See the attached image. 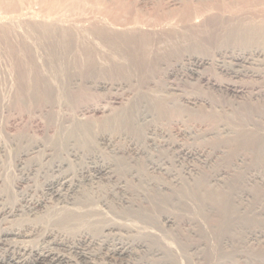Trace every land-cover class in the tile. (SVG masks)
<instances>
[{
	"label": "rangeland",
	"instance_id": "1",
	"mask_svg": "<svg viewBox=\"0 0 264 264\" xmlns=\"http://www.w3.org/2000/svg\"><path fill=\"white\" fill-rule=\"evenodd\" d=\"M92 1H96V0H92ZM92 1L90 0V2H92ZM97 1L99 2L100 0H97ZM102 1H101V3H104V4H107V3L109 4V2H110V4H109L110 6L113 4L116 5V4H118V2L120 3V1H121V3H122L121 5L123 7H120L121 5L118 4L121 12H119V9H116L115 5H113L112 7L109 8V5L107 4L106 5V6H108L107 9L110 10L113 14L110 12L109 14H105L104 16L103 15L99 16L100 14H98L96 11H93V14L95 16L93 14H90L92 17L89 15L90 17L87 16L86 18L84 17L83 20L80 19L78 21L79 16H80L79 18L83 17L80 14H73V13L68 14V12H67V14L65 13V14H58V15L50 16V15L40 13L39 10L36 11L34 8H30V7H22L21 9L16 10L17 12L16 11L5 12L2 9L3 8L2 4H0L1 5L0 6V8H1L0 13L2 12L0 14V25L2 26V27L0 26V42H1L0 43V54H1L0 55V73L2 72V74H0V84H1L0 85V98H1L0 99L1 100L0 101V112H1L0 113V233H2L4 231L3 229H7L9 227L13 228V225H15V224L16 225L14 227H19V228H20V226H21V228L22 227L25 228L28 225H30V226L35 225V226H33L35 228V231L33 233L34 235L32 234V236L29 237L30 239L27 238L28 240L25 239L26 241H28L27 244L24 243V242H26L25 240H22L20 238L17 239L15 237H9V239H8V237H5V238L3 237L4 240L1 241L2 243L0 242V264H12L11 260L20 256L21 252L23 251L22 248H24V247L32 248V249H35V247H36L37 250L38 249H40V250L42 249L43 251L49 250L50 252L52 251L53 253H55L57 255H63L65 257L67 256L68 258L70 257L71 259L70 258L69 259L71 260V263L73 261L74 264H87V263L89 264V262H90V264H94V263L97 264L98 261L101 264H103L104 261L106 262V263L104 262V264H119V263L120 264H129L130 262H131L130 264H149V263L151 264L152 261H153L152 263H158V262L162 263V261H163V263H167V262L171 261V259H170L171 257L169 255H167V253L164 254V252H166L165 250H162L163 252H161V250L159 248H155V247L152 248L153 246H151V249H152V252H151L150 246L148 247L147 246L148 244H145V242H147V241L138 240V238H136L137 237L136 236V230L134 231L133 229H130V231H125V230H127V228L125 227V229H124V227H121V229H122L121 232L123 234L121 232L118 233V231H115V232L113 231L114 232L113 234L110 233L109 236L107 235L109 238L106 237V239L104 240V242H105L104 245H102V246L98 245L99 247L97 245L96 246L94 245L91 247H90V245H88L86 247V246H84L85 243H82V244L78 243V241H77L78 235L77 234H80V232L81 233L84 232L87 234V236L89 233H91L90 235L93 236V233L91 231H89V230H86V232H85V230L84 231L83 230L72 231V230H67L68 228H66L64 230L65 227H62L60 225L55 224L53 218H51L53 221L52 220L50 221V219L48 218L50 213H51V210H55V209L62 210L61 208H63V210L67 209V208L73 209V208L79 206L78 205L79 203H77V202L79 200V196L83 194L82 193V190H83V192L87 193V194L90 192V196L91 195L93 196V199H92L93 202H95V200H96L95 203L97 204L98 208L101 211L104 210L103 212H105V213H107V211H108V213L111 211L108 209L111 208V206L109 204H112V202H113V206L115 207L116 210H120V208L124 209L125 206H124V204H122L120 202V199L125 198L124 196H126V198H128L129 200L134 202V204H136L135 206L140 205L143 208L145 207L149 210L151 209V211L159 217V220H161L160 222L164 226V228H166L168 230L169 228H168L167 224H165V222L162 221L160 216L162 217L163 214H165V213H172L174 215L173 209L170 207V205H166V203H164L163 201L161 203L158 200H156L155 198H157V197H155V198L152 197V199H151L149 196V193L151 195L152 190L154 191L156 187L152 184L149 185V183L146 185V182L145 183L140 182L137 177H134L131 174V173H134L133 170H135V167H136L135 163L138 161L142 164L141 165L142 169L146 173H148V175L150 176V179L152 181L150 179L149 180L152 183L157 182V183H161L165 186H166V183H167V186L170 183H172L174 180L173 178L176 176H177L179 181L181 179H183V180H181V182L182 181L184 182V180L187 178L186 181L191 183L195 177H198L196 175H198V173L199 174L201 173L198 171H202V172H204V174H207V173L211 174L214 171H216V172L221 171L222 172V171H228V169L233 168L232 170L230 169L228 171V172L232 173L229 176L233 175V173H234L233 176H235L236 174H239L238 172H240V171H241L240 174H245L247 177L248 176L254 177L256 174H259L258 177L261 175L260 178H262V180L258 179L257 180V181H259L258 183L257 182H251L249 180V183L250 182L251 183L248 184V188L251 192L247 191L244 194H240L241 199L238 201L241 204V207L245 208L247 206V207H249L248 209H253V207L251 208V206H253L254 203H255L254 205H258L260 202H263V203L259 204L260 207L262 206L261 207L262 209L258 208L259 206L258 207L254 206L255 212H258L260 210V212H258V213H261V212L263 213V214L261 213V215H258L257 216L258 219L255 221V224H256L258 230L260 229L259 233L257 232L258 237L254 236L253 238H251V235H249V233L247 232V231H249L248 229L251 227H249V226L243 227L241 225V223L238 222V224H240V226H241V228H240V226L238 227V225H237V228H240V229H238L239 232H241L240 238L242 237V234H244V233H245L244 234L245 236L250 237V238H248V242L246 244H244L240 240V238H237L238 242H236V239L233 237V235L230 234V232L224 233V235L222 234L223 233L222 232V233H220V236L218 235L219 237L214 235L215 229L213 231L212 228H214V226L217 223L219 225L221 223V220L223 217V215L221 213L219 214V215H221V217L216 216L220 212V211L217 212L218 211L217 209H215V210L213 209L214 210L213 212H215V213L217 212L216 215H215V213H212V210H209V213L211 215L207 213V217L205 219L206 221H204V219L203 220L199 219L198 221L200 224L196 220V217H192L189 214L188 215L187 214L179 215L181 218H177V222H178V225L180 226L179 228H180L182 236H185V238H186L187 247H190V245H192V244H200L201 245L200 251H202V249H203L202 252L208 260H210L211 258L214 259L218 256L220 257L221 252L225 251L226 249H229V247L233 248V246H232L233 244L230 245L231 244L230 242H233L234 243V249L237 248V249H235V251H236L235 257L239 258V261H241V264H251V263L252 264H263L264 259L251 258V257L248 258V255L246 254V252L250 251V250H251L250 255H252V253L258 254L259 252H257V251L254 252V248H255V250L256 249L259 250L260 253L261 252L264 253V250H263L264 249V237H263L264 236V210H263L264 209L263 208L264 207V180H263L264 174H263V171L260 169L259 170L261 172V174H260V172H258L256 167L251 166L253 164L252 162L249 163V166H251V168L247 167L248 166L247 162H246L247 165L245 166V163L243 164L241 161L239 162V159L237 157H234L235 160L233 159V157H231V158L229 157V159H230V161H233L234 163L237 161L236 164H238V167L240 170L236 167L235 168L230 167V165L228 168V165H226L225 161L222 162L223 164H220V162L222 160L221 157H223L221 153H223L226 150V147H224L225 145H223L224 141L226 139L233 138L234 134H235V136L237 135V132H236L237 130H235L236 128L240 129L241 127H246V129H252V128H255L256 125H259L261 127V130L264 129V127H263L264 126V60H263L264 56L258 54L259 52L264 53V47L257 46V45H249L248 49H246L247 46H244V48H242V50H241L240 47H243V46H239V45L234 44V43L233 44L229 43L228 45H227V43L223 44V45L221 44V42L225 38L226 34L228 35V33L232 30V28L234 26L236 27V26H240V25H244V24H254L255 25V22H257V21H258L256 23L257 26L264 25V21H263L264 20V16H263L264 10H262V9H264V6H263L264 0H260V1H258V0H252V1L251 0H228V1L227 0H221V2L219 0H204L205 2L203 0H201L200 2H199V0H177L178 3H176V5H172L171 3H169L168 0H159V1L158 0H144V1L143 0H136V3H135V0H114V1H116L115 3L113 0H107V3H106V1L105 2L104 1L102 2ZM111 1L113 2L112 4H111ZM139 1L142 3L144 2L143 3L144 5L141 4ZM224 1H226L227 3ZM261 1L263 4L259 5V3ZM231 2H232V4H231ZM238 2H239V4H238ZM241 2H242V4H241ZM244 2L246 3V5ZM156 3H158V4H156ZM124 4L125 5L127 4L125 7L126 9H124V6H125ZM198 4H200V5H198ZM228 4H231L233 7H231V5L229 6ZM127 7H129V8H127ZM122 8L124 10H122ZM156 8H158V9H156ZM159 8H161V9H159ZM172 8H173L174 12H173ZM186 8L189 9L190 11L186 10ZM260 8H261V10H260ZM112 10L113 11L116 10V11L113 12ZM175 10H176V12H175ZM124 11L125 12L127 11L126 14H128V16L125 13H123ZM164 11H166V12H164ZM116 12H117V14H116ZM133 12H134V14H133ZM157 12H159L160 14ZM184 12L187 13L186 15H188V16L195 14V17L193 18L191 16L192 19L190 17H189L190 19H188V17L186 15H184L185 14ZM190 12H191V14H190ZM245 13H247V14H245ZM165 14H166V16H164ZM71 15H73V16H71ZM115 15H117L118 18L121 17L119 19L125 18L124 20L122 19L123 21H120V22H122L121 24H120V22H118L119 25H117V22L114 23V21L117 17ZM120 15H122L123 17ZM183 15L185 18L183 17ZM209 15L212 17H210ZM55 16H57V17H55ZM107 16L109 17V19H107L108 18ZM181 16H182V20L184 21V23L181 20ZM129 17H131V18H129ZM141 17H143V19ZM167 17L170 20L172 19L171 22H169L170 20ZM178 17L180 18L181 21H179ZM240 17H241V19H240ZM24 18H25V20H24ZM65 18H67V19H65ZM72 18L75 21L72 20ZM76 18H77V20H76ZM126 18L129 21H127ZM137 18H139L140 20ZM228 18H230V19H228ZM186 19H188L189 21ZM245 19H247V20L244 21ZM259 19H260L261 24L259 22ZM36 20H39V22ZM66 20H68V21H66ZM116 20H118V19H116ZM137 20H138V22L139 21L144 22L143 25H142V22L138 23ZM176 20L179 21L180 23L178 22V24H176ZM191 20H193L194 22L197 21L196 24H198L199 27L197 25V27L194 28L195 26L192 24H195V23ZM225 20H226V22H225ZM90 21H91V23L94 22L93 23L94 25L93 24L91 25ZM112 21H113V23H112ZM187 21H188V23H187ZM199 21H201L202 23ZM123 22H124V25H122ZM181 22H182V24H181ZM33 23L34 24L37 23V24L34 25ZM39 23H41V24H39ZM43 23H45V24H43ZM51 23L53 25H51ZM84 23H86V25ZM88 23H89V25H87ZM125 23H127V24H125ZM128 23L131 25H129ZM150 23L152 25H150ZM174 23L178 26H176ZM21 24H23V25H21ZM97 24H99V26ZM113 24H115V25L113 26ZM183 24L185 26H186V24L190 25L189 27L191 28V30L188 27L185 29ZM227 24L229 26H227ZM11 25H13V26H11ZM14 25H17V26H14ZM44 25H46L47 28H45L46 26H44ZM82 25H84V27ZM100 25L103 27H101ZM107 25L111 28L109 30V32H107L108 30L106 29L108 27ZM180 25L181 26L183 25L182 27H184V29ZM89 26H90V28H89ZM139 26H140V28H139ZM179 26L181 29L179 28ZM43 27H44V30L46 32L43 30ZM57 27H58V29H56ZM163 27H165V28H163ZM170 27L171 28L173 27V28L171 29ZM59 28H60V30L65 31L66 35L70 34L69 37H71L73 39L74 43L73 42H70V43L73 45V46L71 45L73 47V49L71 47V50H72L71 51V57L73 58L72 59V62H73L72 68H73V71H75V72H73V75H71V77L73 76L71 78L72 79L71 82L73 80L74 81L77 80L76 83H73L74 81L72 82V84H74V86L77 84L76 85L77 89H76V87L71 86V89L73 88V90L74 89L75 90L74 91L71 90L69 98L64 99V100H61V99L58 100V96L53 92V89L50 91L49 89H51V87H49L48 84L45 83V81L43 82L44 79L42 80V78H41L44 76V72H45L44 68H45L47 58L49 56V53H48L49 48H50L51 44L54 42V40H53L54 36L52 38H51V36L54 34V31L56 33V30H59ZM81 28H84V29L81 30ZM88 28L90 29L89 32H91V29H92L91 34L88 32ZM176 28L179 29V31L176 30ZM226 28H228V29H226ZM101 29H103V30H101ZM135 29H137L136 30L137 32L135 31ZM139 29H142L141 31H143V33ZM173 29H174V32H173ZM225 29H226V32H225ZM2 30L4 31V33ZM95 30L97 32H95ZM145 30L149 34H147ZM149 30H151V31H149ZM154 30H156V32L158 31L157 34L159 33V36L156 35V32H154ZM73 31H74V35L72 34ZM124 31L128 32V34H131L129 36H132L135 33L134 37L136 35H141V33H142V36H144V37L146 36V34H147V37L150 35V37H148V38L146 37L147 40L150 38L149 42L152 41L150 45H147V51L148 52H144V54H143V53H140L141 51H139V53H138L139 59L138 58H137L138 60L135 59L137 61V63L143 62L144 59L147 60L146 61L147 63L145 64L146 67L145 66H137V68H135L132 64L130 66L125 67L126 68V69L124 68L125 70H122L123 68L119 67V66H122V65H120V64H122V61L125 62V60H124L125 57L122 56L123 54L120 51L125 53L124 54V56H125V55H127V53L125 51L128 48L124 47V45L122 46L121 45L122 43L120 41L121 38L117 37L118 43H117V41H116V43L118 45H117V47L115 46L116 50L112 49L113 45H111V42L113 40L110 36H108V33L120 34L121 36H123V35L127 36L128 34ZM129 31H131V33ZM165 31H166V33L167 32L170 34L172 33L173 35L172 34H171V36L166 35ZM77 32H78V35H77ZM100 32L105 33V34H100ZM139 32H141V33H139ZM51 33H52V35H51ZM144 33H145V35H143ZM151 33H153V35ZM160 33H163V34H160ZM95 34H98V35H95ZM42 35H44V36H42ZM47 35L48 36L50 35V37H47ZM84 35H85V37H83ZM151 35L153 38L151 37ZM221 35H223V36H221ZM77 36H79L80 38L82 37L81 38L82 40H80V38H78ZM43 37H45L47 39H44ZM56 37H57V35H56ZM56 37H54V39ZM71 38L67 37V39H71ZM86 38H88V40H90V41H93L92 42L93 44L90 41H89L90 42L89 43ZM188 38H189V41H188ZM48 39H49V41H48ZM51 39L53 40V42ZM72 39L69 41H72ZM83 39H85L87 42L83 41ZM76 40L77 41L80 40L78 43H80V42H83V43L78 44ZM147 40H146V42H147ZM166 40H167V42L168 41L169 42L167 43ZM171 40L174 42L173 45L175 47V50L173 49L174 47H172L173 45L170 44ZM197 41L199 44H197ZM149 42H147V44H149ZM187 42H189L190 45ZM177 43H178V45H176ZM180 43L183 44V47H182V44L180 45ZM191 43H193V44H191ZM85 44H86V46H85ZM94 44H95V46L97 45L96 49H95ZM135 44H136V47H138L139 42L136 41ZM184 44H186L187 47L189 45L190 51L188 50V48L186 46L184 47ZM78 45H80V46H78ZM231 45L232 46L234 45V46L232 47ZM82 46H83L84 50L82 49ZM140 46L141 45H139V50L142 49V47H140ZM148 46H150L151 50L149 49ZM176 46H181L180 51H179V48H177ZM221 46H223L225 48H223ZM78 47H80V48H78ZM87 47L90 49H87ZM253 47H255V48H253ZM76 48H77V50H76ZM153 48L155 51L156 50L161 51V53H163L164 55L159 56V54H161V53H159V51H156L157 52L156 53L154 50H152ZM237 48H239V49H237ZM79 49L81 51H83V53L81 51H79ZM85 49H86V52H85ZM73 50H74V53H73ZM87 50H88V52H90V54L87 52ZM169 50H170V52H169ZM186 50H187V52H186ZM197 50L199 52H197ZM183 51H184V53H183ZM84 52L87 54V57H90V56L92 57V58H88V60H89L88 63H90V64L87 63L88 60L86 59L87 57H86V55H84ZM188 52L190 53V55L192 54L195 58L192 55L190 56L188 54ZM249 52H250V54H252L251 55L252 59L249 56L250 55ZM80 53H82L84 56L83 55L80 56ZM150 53H151V56H154L155 54H157L159 59H157L156 56L151 58ZM175 53H177V54H175ZM201 54H203V55H201ZM253 54H256V56L255 55L253 56ZM141 55L142 56L145 55L146 57L145 56L141 57ZM198 55L200 57H198ZM96 56H98V58ZM127 56H129V55H127ZM183 56H184V58H183ZM95 57L97 59L98 64H96ZM168 57H169V59H168ZM201 57H203V59L205 58V61H202V63L200 65L196 64L195 60L197 58H201ZM253 57H255V58H253ZM78 58H79V60H78ZM154 58H156V59H154ZM117 59H118V61H117ZM257 59H258V61H257ZM75 60H76V62H75ZM120 61H121V63H120ZM127 61L128 60H126V62ZM136 61H134V63H136ZM157 62H158V64H157ZM82 64H83V66H82ZM95 64H96L97 68H95ZM99 64H100V66H99ZM116 64H117V66H116ZM88 65L90 66V68ZM117 67H119L118 70H117ZM195 67H197V68H195ZM120 68H121V71H120ZM91 69H93V71ZM99 69H100V71H98ZM90 70L92 73L90 72ZM88 71H89V73H88ZM94 71H95L96 75H95V73H93ZM123 72L124 73L126 72V73L124 74ZM38 73H41L42 76H39ZM82 73L83 74L86 73L85 74L86 77ZM121 73H123V74H121ZM76 74H78L79 76L77 75L78 77H76ZM92 74H94L95 76ZM22 75L24 76V78ZM82 75L84 78L82 77ZM87 75L90 79L87 78ZM100 75H102V76H100ZM1 76H4V77L1 78ZM104 76L106 78H104ZM81 78H83L84 80L82 79L83 80L82 81ZM32 80H35L34 81L35 84ZM80 80L82 82H80ZM4 81H6V82L4 83ZM94 81H96V82H94ZM83 82H85V83H83ZM80 83H81L82 88L79 87ZM99 83L100 84L102 83V84L100 85ZM83 84H85V86H82ZM18 89H19V91H18ZM78 89L79 90L81 89V90L79 91ZM48 90H49V92H48ZM45 92H46V94H45ZM72 92H74V93H72ZM75 92H77V93L75 94ZM80 92H82V93H80ZM30 93H33L32 96L35 95L32 98V100L30 98V97H32V96H30L31 95ZM36 94L38 97L36 96ZM49 94L52 96L51 99H50ZM22 95H23V97H22ZM70 96L75 101L73 99L71 100ZM76 96L77 97L80 96L79 99L78 98L75 99ZM35 97H37V98H35ZM43 97H46L47 101L45 100V98L43 99ZM33 99H35V100H33ZM43 100H45L44 102L46 104L43 102ZM65 100L66 101L68 100V102H66ZM48 101L49 102L51 101V102L49 103ZM60 101H61V103H60ZM69 102H72V103H69ZM122 108H125L128 110V115H127L126 121H125V123L127 124L126 127L121 128L111 121L104 126L102 125L106 119H109L112 116H115ZM143 115L144 116L146 115V116L143 117ZM144 118H146V119H144ZM75 119L77 121H88L91 124V126H92L91 127V136L93 138V141L95 142L96 147H98V148L100 147L99 149L104 153L103 157L106 158L105 160L108 159V161L110 163L116 162V158L113 157L114 155L111 151L112 150L111 148H113V147L117 148L118 146H119L118 148H120V149L126 148L125 149L126 151L124 150V153H123L121 158L122 159L126 158V160L128 162L130 161V167L121 173L118 168H115V165H112L113 166L112 170L115 169V171H116V173H115V171H112V174H113L112 178L109 179L103 175H100L99 173H97L95 171V168L92 167L93 165H91V163L88 159V157L92 156L91 154L93 153V149L92 150H85L81 147L78 148L79 146L72 139L69 140L68 146L71 147V145L72 146L74 145L75 147H77V148L71 147V148H74L73 150L76 153L77 157L72 156L70 154L67 156V154L69 152H63L60 154L61 157L58 156V154L55 153L56 151H54L55 149L53 148V146L49 142V139L51 137L56 138L58 136L59 131L63 128L70 127L71 124L76 122ZM257 121L260 123H257ZM101 122H102V124H101ZM214 130H216V132ZM153 133L155 135H153ZM105 137H107L106 138L107 140L105 139ZM109 138H111V139H109ZM217 139L219 141H221V143ZM99 140H100V143H99ZM111 140H112V143L109 144L107 141L110 142ZM150 140H152L154 142V144H156L157 146L154 145L152 143V141H150ZM214 141L215 142L218 141V143H217L218 145H215L216 143H214ZM113 142H114V145H113ZM210 142L211 143L213 142L214 145H213V143L211 144ZM241 143H242V145H241ZM241 143L238 142L237 148H239L240 145H241L240 149L244 146L245 143L244 142H241ZM111 144L113 147L110 146ZM168 144H170V145H168ZM31 145H33V146H31ZM131 145H134V146L137 145L136 147H139V149L142 150V153H140V155H138V156L137 155L135 156V154L132 153V150L128 149V148H131ZM147 145H148V147H147ZM182 145H183V147H182ZM26 147H30L31 149L30 148L27 149ZM145 148H146V150H145ZM25 149H26V151L28 150V152H25L24 151ZM223 149H225V150H223ZM218 150L220 152H218ZM216 151L218 154L212 156V154H216L215 153ZM24 152H25V154L26 153H28V154L25 155ZM19 153H21V154H19ZM62 154H63V156H62ZM206 155L207 156L209 155L210 157L209 156L207 157ZM218 155H220V157ZM73 157H74V159H73ZM78 157L81 159H79ZM136 157H137V159H135ZM204 157H207L208 159H210V161H207L206 164H205V162L203 163ZM55 158H56V160H55ZM110 158L112 160L114 158V160L111 161ZM85 159L86 160L88 159V160L86 161ZM230 161H228L227 164H229V163L231 164ZM78 162H79V164H78ZM87 162L90 163V165ZM218 163L221 166L218 165ZM20 165H22V166H20ZM67 165H69V166L66 167ZM61 166H62V168H61ZM196 166H197V168H196ZM220 167H221V169H220ZM63 168H64V170H63ZM244 168H245V171H244ZM196 170H197V174H196ZM235 170L238 172H236ZM246 170H247V172H246ZM6 171L8 173H6ZM255 171H256V173H254ZM128 172H131V173L129 174ZM77 174H78V176H77ZM123 174H124V176H123ZM180 174H182L183 176ZM214 174H215V172H214ZM67 175H70V176H67ZM116 175H117V177H116ZM67 178L68 179L71 178L69 182H68ZM125 178H127V179H125ZM216 178H218V177H216ZM162 179H163V181H162ZM188 179H190V180L188 181ZM212 179H214V178H212ZM212 179H211V177L209 178V184L210 185L216 184L217 182H213L214 180H212ZM121 180L123 181V183H122L123 184V187H122L123 190L118 189L119 190L118 191L115 189L116 182L121 181ZM64 182H66L65 185L67 187L65 185H63ZM227 182H229L230 184L229 183H224V184H229V186H232V188L230 187L232 190L238 189L237 190L238 193L243 192V191H240V188H242V185L239 182H237V183L235 181H233V182L227 181ZM234 183H236V184H234ZM60 184H61V187H60ZM224 184H221V185H224ZM252 186L255 188H252ZM69 187L71 190L67 189ZM74 188H75V190H74ZM58 189H59V191H58ZM141 189L142 190L144 189V190L142 191ZM86 190L88 192H86ZM113 190H114V192H115V190L117 192L114 193ZM252 190H254V191H252ZM72 191H74V192H72ZM75 191L78 194H76ZM169 192H170V194H169ZM74 194H76L77 197ZM122 194H123V196H122ZM138 194H140V195H138ZM166 194H168L170 197L172 195L174 196V194L171 193V191H166ZM151 196H153V195H151ZM175 198H176L175 196L171 197V199H173V201L177 200ZM260 198H262L263 200H261ZM73 199H75V202L73 201ZM256 199H260V200L257 201ZM254 200L257 202H254ZM36 201L41 202L40 205H38L39 207L34 205V202H36ZM44 201H45V203H44ZM105 201L108 203H106ZM104 202L106 203V205L107 204L108 205L106 206ZM42 203L45 204L44 207L42 206L43 205ZM239 203H237V204L239 205ZM121 204L123 205V207L121 206ZM48 205H49V207H48ZM17 206L20 207V209L22 208L21 209L22 212L21 211H15ZM33 206H35V207H33ZM54 207H56V208L54 209ZM59 207H61V208H59ZM118 207H119V209H118ZM255 207H257L258 210H256L257 208H255ZM248 209H246L244 211V213H246ZM44 210H46V211H44ZM242 210H244V209H242ZM47 211L48 212L50 211L49 215H48ZM17 212H20V213H17ZM248 215H250V214L248 213ZM210 216H212L213 219H210L211 218ZM231 217L233 218V215L230 216V218ZM194 218H195V220H193ZM42 219H44V221ZM191 219L194 222L196 221L195 227L193 224L194 222L191 221ZM235 221L234 222L230 221L231 222L230 224L234 225L235 223H237L238 219H235ZM20 222H21V224H20ZM50 222L52 223V225ZM28 223H30V224H28ZM36 223H38V224H36ZM118 223H120V222H118ZM53 224H55V226L58 228L53 226ZM200 225H202L201 229H200ZM207 226H210V228H209L210 230L207 229ZM60 227H62V228H60ZM204 227H205V229H204ZM49 228H51V231L56 230V231H54V233L57 232V234L61 235V238L63 237L62 238L63 240L70 241L69 243L66 244L67 246L61 245L60 243H58V241L57 242L54 241L53 240L54 237L53 236L51 237V235H49V232H50V231H48ZM54 228H56V229H54ZM193 228H195V229H193ZM206 229L209 231V233L210 232L213 233L212 234L213 237L210 238V235L204 234L205 231L207 232ZM169 230L171 231V229H169ZM190 230H194L193 233L191 232V235H190ZM195 230H197V231H195ZM199 230L202 233L199 232ZM261 230L263 231V233ZM68 231H71V232L69 233ZM184 231H186V232H184ZM116 232L118 234H116ZM126 232H130V233H126ZM71 233H73L74 237L76 236V238H74V237L72 239L68 238V236L69 237L73 236V234H71ZM124 234H126V235H124ZM225 234H226V236H225ZM90 235H89V237H90ZM127 235L129 236L128 237L129 240L128 239L124 240L125 236H127ZM188 235H190L192 237H190ZM229 235H230V237H229ZM244 235H243V238L245 237ZM49 236H50V239H49ZM114 236H116V237H114ZM117 236L120 240L117 238ZM186 236H188L189 237L188 239H191V240H188ZM65 237H67L68 239ZM93 237H97V236L94 235ZM132 237L134 238V240ZM207 237L210 239H208ZM217 237H218V239H217ZM220 237L222 240L220 239ZM232 237H233V239H232ZM110 238H112V239H110ZM131 238H132V240H131ZM113 239H114V241H113ZM121 239L124 241H129L130 243H134V242L137 243L139 241L140 242L144 241L146 248H144V249H141V248L136 249L135 248V253H136L135 255L136 256L133 255V256H131L132 258L126 257L127 259L126 258L125 259L127 261L124 259H120L121 261H119V258H117L115 256L112 258L108 257V256H110L109 255L111 252L110 249L113 248L114 245L118 246L119 243L122 242ZM214 239L216 241H214ZM249 239H251V241H249ZM192 241L197 242V243H192ZM199 241H200V243H199ZM240 241H241V243H240ZM226 242L229 245H227ZM98 243L102 244V242H98ZM237 243H239V244H237ZM19 244L21 245V247ZM59 244H60V247H59ZM111 244L112 245L114 244V245L112 246ZM213 244H214V246H213ZM220 244H221V246L223 245L225 248L223 246L222 247L224 249L221 248ZM236 244L238 247L236 246ZM225 245H227L228 248ZM243 246L244 247L246 246L245 249ZM96 248H98V249H96ZM155 249L156 250L158 249L157 251L160 250L159 255H154V254L151 255V253H153ZM206 249L210 250L208 252L209 255L206 254V252L208 251ZM20 250H21V252H20ZM106 250H107V253H105ZM204 250H205V252H204ZM86 251L89 254H92V252L95 253V251L97 253L99 252L98 255L92 256V258L96 257L95 259H91V261L93 263L91 261H89L90 259L82 256L83 253H85L86 256H88ZM149 252H151V253H149ZM217 253H219V254H217ZM162 254L165 256H163ZM216 254H217V256H216ZM243 254H245V255L243 256ZM246 255H247V257H246ZM157 256H159V257H157ZM243 258H245V259L248 258V259L245 260ZM85 260H87V261L85 262ZM122 260H124V261H122ZM148 260H149V262H148ZM156 260H157V262H155ZM247 260L249 262H247ZM107 261H108V263H107ZM201 262L203 264L204 263L207 264V261L203 262V260H201ZM41 264H54V263H49L48 261H46V262L44 261Z\"/></svg>",
	"mask_w": 264,
	"mask_h": 264
},
{
	"label": "bare ground",
	"instance_id": "2",
	"mask_svg": "<svg viewBox=\"0 0 264 264\" xmlns=\"http://www.w3.org/2000/svg\"><path fill=\"white\" fill-rule=\"evenodd\" d=\"M92 1V0H91ZM101 1L102 0H100L99 2L96 0V1H92V2H90V0H0V4H2V9L5 11V12H13V11H16V10H18V9H21L22 7H30V8H34L36 11H38L39 10V12L40 13H43V14H46V15H50V16H54V15H58V14H67V12H68V14H71V13H73V14H80L81 16H83L82 18H79L78 17V21L81 19V20H83V18L85 17H87V16H89L90 14H93V11H96L98 14H100L99 16H101V15H105V14H109L111 11L110 10H108L107 8H108V6H106L108 3H107V0H103L104 2L106 1V3L107 4H104V3H101ZM102 1V2H103ZM114 1V0H113ZM144 1V0H143ZM159 1V0H158ZM169 1V3H171L172 5H176V3H178V1L177 0H168ZM177 1V2H176ZM201 0H199V2H200ZM204 1V0H203ZM220 2H221V0H219ZM228 1V0H227ZM252 1V0H251ZM258 1H260V0H258ZM109 2V1H108ZM116 1H114V3H115ZM123 2V1H122ZM127 2V1H126ZM129 2V1H128ZM134 2V1H133ZM140 2V1H139ZM181 2V1H180ZM179 2V3H180ZM185 2V1H184ZM205 2V1H204ZM203 2V3H204ZM211 2V1H210ZM224 2H226V1H224ZM230 2V1H229ZM264 2V1H263ZM113 2L111 1V4H112ZM124 3V2H123ZM135 3H136V0H135ZM141 4H143L142 2H140ZM139 3V4H140ZM207 3V2H206ZM227 3V2H226ZM237 3V2H236ZM245 3V2H244ZM259 3V2H258ZM109 4H110V2H109ZM108 4V5H109ZM118 4L119 5H121L122 3H121V1H120V3L118 2ZM118 4H113V5H115L116 6V9H119V12H121V10H120V7H123L122 5L119 7V5ZM138 4V3H137ZM156 4H158V3H156ZM162 4V3H161ZM201 4V3H200ZM200 4H198V5H200ZM208 4V3H207ZM212 4V3H211ZM216 4V3H215ZM218 4V3H217ZM231 4H232V2H231ZM231 4H228L229 6L231 5ZM238 4H239V2H238ZM241 4H242V2H241ZM257 4V3H256ZM260 4H263L262 3V1L259 3V5ZM113 5H109V8L110 7H112ZM125 5V4H124ZM127 5V4H126ZM126 5L124 6V9H126L125 7H126ZM144 5V4H143ZM163 5V4H162ZM202 5V4H201ZM227 5V4H226ZM225 5V6H226ZM235 5V4H234ZM245 5H246V3H245ZM258 5V4H257ZM1 6V5H0ZM119 8H118V7ZM150 6V5H149ZM157 6V5H156ZM155 6V7H156ZM236 6V5H235ZM255 6V5H254ZM262 6V5H261ZM263 6H264V4H263ZM134 7V6H133ZM146 7V6H145ZM178 7V6H177ZM183 7V6H182ZM205 7V6H204ZM207 7V6H206ZM212 7V6H211ZM231 7H233L232 5H231ZM242 7V6H241ZM127 8H129V7H127ZM132 8V7H131ZM179 8V7H178ZM208 8V7H207ZM1 9V8H0ZM25 9V8H24ZM114 9V8H113ZM123 8H122V10H124ZM145 9V8H144ZM152 9V8H151ZM156 9H158V8H156ZM159 9H161V8H159ZM175 9V8H174ZM227 9V8H226ZM229 9V8H228ZM130 10V9H129ZM147 10V9H146ZM172 10H173V8H172ZM183 10V9H182ZM186 10H189V9H187L186 8ZM209 10V9H208ZM240 10V9H239ZM260 10H261V8H260ZM262 10H264V9H262ZM1 11V10H0ZM113 11V10H112ZM116 10H114L113 12H115ZM136 11V10H135ZM154 11V10H153ZM163 11V10H162ZM168 11V10H167ZM181 11V10H180ZM179 11V12H180ZM190 11V10H189ZM188 11V12H189ZM17 12V11H16ZM70 12V13H69ZM127 12V11H126ZM126 12L124 11L123 13H125L126 14ZM147 12V11H146ZM161 12V11H160ZM164 12H166V11H164ZM173 12H174V10H173ZM175 12H176V10H175ZM182 12V11H181ZM193 12V11H192ZM250 12V11H249ZM255 12V11H254ZM2 13V12H1ZM0 13V14H1ZM29 13V12H28ZM112 13V12H111ZM138 13V12H137ZM151 13V12H150ZM157 13H159V12H157ZM168 13V12H167ZM185 13V12H184ZM207 13V12H206ZM209 13V12H208ZM221 13V12H220ZM231 13V12H230ZM239 13V12H238ZM7 14V13H6ZM9 14V13H8ZM113 14V13H112ZM115 14V13H114ZM116 14H117V12H116ZM133 14H134V12H133ZM139 14V13H138ZM153 14V13H152ZM160 14V13H159ZM158 14V15H159ZM171 14V13H170ZM180 14V13H179ZM182 14V13H181ZM187 13H185L184 15H186ZM189 14V13H188ZM190 14H191V12H190ZM234 14V13H233ZM245 14H247V13H245ZM86 15V16H85ZM94 15V14H93ZM127 16H128V14H126ZM125 15V16H126ZM140 15V14H139ZM162 15V14H161ZM184 15H183V17H184ZM258 15V14H257ZM256 15V16H257ZM60 16V15H59ZM71 16H73V15H71ZM91 16V15H90ZM89 16V17H90ZM95 16V15H94ZM115 16H117V15H115ZM120 16H122V15H120ZM136 16V15H135ZM160 16V15H159ZM163 16V15H162ZM164 16H166V14L164 15ZM176 16V15H175ZM179 16V15H178ZM187 17H188V19H190L191 18V16L194 18L195 17V14L194 15H190V16H188V15H186ZM210 16V15H209ZM251 16V15H250ZM264 16V15H263ZM55 17H57V16H55ZM61 17V16H60ZM75 17V16H74ZM92 17V16H91ZM108 17V16H107ZM106 17V18H107ZM114 17V16H113ZM123 17V16H122ZM138 17V16H137ZM190 17V18H189ZM210 17H212V16H210ZM218 17V16H217ZM237 17V16H236ZM63 18V17H62ZM95 18V17H94ZM100 18V17H99ZM105 18V17H104ZM119 18H121V17H119ZM118 18V16L116 17V19H118V20H116L115 18V21H114V23L115 22H117V25H119L118 24V22H120V21H123L122 19H119ZM129 18H131V17H129ZM142 19H143V17H141ZM165 18V17H164ZM168 18V17H167ZM173 18V17H172ZM179 18V17H178ZM185 18V17H184ZM233 18V17H232ZM235 18V17H234ZM65 19H67V18H65ZM88 19V18H87ZM107 19H109V17L107 18ZM111 19V18H110ZM137 19H139V18H137ZM146 19V18H145ZM169 19V18H168ZM174 19V18H173ZM188 19H186V20H188ZM192 19V18H191ZM228 19H230V18H228ZM240 19H241V17H240ZM250 19V18H249ZM24 20H25V18H24ZM23 20V21H24ZM49 20V19H48ZM72 20H74L73 18H72ZM76 20H77V18H76ZM86 20V19H85ZM95 20V19H94ZM97 20V19H96ZM126 20L127 21H129L127 18H126ZM132 20V19H131ZM130 20V21H131ZM140 20V19H139ZM147 20V19H146ZM170 20V19H169ZM172 20V19H171ZM171 20L169 21V22H171ZM181 20H182V16H181ZM180 20V18H179V21H181ZM194 20V19H193ZM193 20H191V21H193ZM247 19H245L244 21H246ZM262 20V19H261ZM27 21V20H26ZM36 21H38L39 22V20H36ZM66 21H68V20H66ZM75 21V20H74ZM126 21V22H127ZM174 21V20H173ZM179 21H177L176 20V24H178V22ZM183 21V20H182ZM189 21V20H188ZM188 21H187V23H188ZM190 21V22H191ZM243 21V22H244ZM264 21V20H263ZM5 22V21H4ZM7 22V21H6ZM28 22V21H27ZM85 22V21H84ZM87 22V21H86ZM99 22V21H98ZM111 22V21H110ZM132 22V21H131ZM137 22H138V20H137ZM139 22H142V21H139ZM138 22V23H139ZM168 22V21H167ZM175 22V21H174ZM194 22V21H193ZM192 22V23H193ZM197 22V21H196ZM196 22H194L195 24H196ZM199 22H201V21H199ZM213 22V21H212ZM225 22H226V20H225ZM241 22V21H240ZM249 22V21H248ZM252 22V21H251ZM258 22V21H257ZM257 22H255V25L254 24H244V25H240V26H234L233 28H232V30L228 33V35L226 34V36H225V38L223 39V41L221 42V44L223 45V44H226L227 43V45L229 44V43H234V44H237V45H239V46H243V47H240L241 48V50H242V48H244V46H247V48L246 49H248V46L249 45H257V46H262V47H264V25H262V26H257L256 25V23ZM259 22H260V19H259ZM26 23V22H25ZM90 23H91V21H90ZM94 22H92L91 23V25L93 24ZM102 23V22H101ZM112 23H113V21H112ZM122 22H120V24H121ZM143 23L144 22H142V25H143ZM146 23V22H145ZM180 23V22H179ZM183 23H184V21H183ZM202 23V22H201ZM246 23V22H245ZM17 24V23H16ZM34 24V23H33ZM35 24H37V23H35ZM34 24V25H35ZM39 24H41V23H39ZM43 24H45V23H43ZM77 24V23H76ZM85 25H86V23H84ZM125 24H127V23H125ZM129 24V23H128ZM136 24V23H135ZM134 24V25H135ZM175 24V23H174ZM175 24V25H176ZM181 24H182V22H181ZM190 24V23H189ZM192 24V25H194L195 27L194 28H196L197 27V25L198 24ZM200 24V23H199ZM231 24V23H230ZM237 24V23H236ZM243 24V23H242ZM260 24H261V22H260ZM263 24V23H262ZM20 25V24H19ZM21 25H23V24H21ZM31 25V24H30ZM51 25H53L52 23H51ZM55 25V24H54ZM61 25V24H60ZM74 25V24H73ZM87 25H89V23L87 24ZM94 25V24H93ZM96 25V24H95ZM98 26H99V24H97ZM115 24H113V26H114ZM122 25H124V22H123V24ZM129 25H131V24H129ZM150 25H152L151 23H150ZM184 25V24H183ZM182 25V26H183ZM191 25V26H192ZM222 25V24H221ZM1 26V25H0ZM11 26H13V25H11ZM14 26H17V25H14ZM39 26V25H38ZM44 26H46V25H44ZM83 27H84V25H82ZM101 26V25H100ZM105 26V25H104ZM108 26V25H107ZM106 26V27H107ZM145 26V25H144ZM164 26V25H163ZM176 26H178V25H176ZM181 26V25H180ZM180 26H179V28H180ZM181 26V27H182ZM190 25H188V24H186V26L184 25V27H185V29L188 27V28H190L189 27ZM216 26V25H215ZM227 26H229L228 24H227ZM2 27V26H1ZM19 27V26H18ZM23 27V26H22ZM50 27V26H49ZM48 27V28H49ZM54 27V26H53ZM67 27V26H66ZM75 27V26H74ZM73 27V28H74ZM101 27H103V26H101ZM105 27V28H106ZM109 27V26H108ZM106 28L108 31L107 32H109V30L111 29L110 27L109 28ZM120 27V26H119ZM118 27V28H119ZM135 27V26H134ZM184 27H182L183 29H184ZM198 27H199V25H198ZM222 27V26H221ZM33 28V27H32ZM35 28V27H34ZM45 28H47V26L45 27ZM52 28V27H51ZM89 28H90V26H89ZM88 28V32L90 31V29ZM98 28V27H97ZM136 28V27H135ZM139 28H140V26H139ZM163 28H165V27H163ZM171 28V27H170ZM173 28V27H172ZM171 28V29H172ZM178 28V27H177ZM176 28V30H178L179 31V29H177ZM214 28V27H213ZM224 28V27H223ZM7 29V28H6ZM56 29H58V27L56 28ZM82 29H84V28H81V30ZM115 29V28H114ZM128 29V28H127ZM138 29V28H137ZM137 29H135V31L137 30ZM181 29V28H180ZM226 29H228V28H226ZM226 29H225V32H226ZM12 30V29H11ZM43 30H44V27H43ZM48 30V29H47ZM70 30V29H69ZM100 30V29H99ZM98 30V31H99ZM101 30H103V29H101ZM131 30V29H130ZM140 31L142 30V29H139ZM144 30V29H143ZM147 30V29H146ZM145 30V31H146ZM163 30V29H162ZM161 30V31H162ZM190 30H191V28H190ZM3 31V30H2ZM45 31V30H44ZM54 31V30H53ZM67 31V30H66ZM87 31V30H86ZM132 31V30H131ZM131 31H129L130 33H131ZM144 31V32H145ZM149 31H151V30H149ZM148 31V32H149ZM181 31V30H180ZM189 31V30H188ZM211 31V30H210ZM37 32V31H36ZM35 32V33H36ZM40 32V31H39ZM46 32V31H45ZM82 32V31H81ZM91 32H92V29H91ZM91 32H89L90 34H91ZM95 32H97L96 30H95ZM104 32V31H103ZM124 32H126V31H124ZM137 32V31H136ZM142 33H143V31H141ZM141 32H139V33H141ZM154 32H156V30H154ZM158 32V31H157ZM157 32H156V35H158L159 36V33L157 34ZM173 32H174V29H173ZM190 32V31H189ZM3 33H4V31H3ZM86 33V32H85ZM99 33V32H98ZM127 34H128V32H126ZM134 33V32H133ZM142 33H141V35H136L135 37H134V35H135V33H134V35H132V36H129V35H131V34H128L127 36L126 35H123V36H121L120 34H113V33H108V36H110L111 38H112V42H111V45H113L112 46V49H115L116 50V47H117V43H118V39H117V37H120L121 39H120V41H121V45L123 46L124 45V47H126V48H128V49H126V53H127V55H129V56H127V55H125L124 56V54L125 53H123L122 51H120L122 54V56L123 57H125L124 58V60H125V62H123L122 61V64H120V65H122V66H119V67H121V68H123L122 70H125L126 68L125 67H127V66H130L131 64L135 67V68H137V66H145L146 67V61L147 60H143V62H138L137 63V61L135 60V59H137L138 58V53H139V51H141L140 53H143L144 54V52H148L147 51V45H150L151 44V42H149V39L147 40V38L148 37H150V35L147 37V34H149V33H147V31H146V36L144 37V36H142ZM165 33H166V31H165ZM176 33V32H175ZM183 33V32H182ZM212 33V32H211ZM43 34V33H42ZM45 34V33H44ZM69 34V33H68ZM73 35H74V31H73V33H72ZM84 34V33H83ZM93 34V33H92ZM100 34H105V33H101L100 32ZM152 35H153V33H151ZM160 34H163V33H160ZM172 34V33H171ZM171 34L170 33H166V35H170L171 36ZM51 35H52V33H51ZM56 35H57V37H56ZM77 35H78V32H77ZM95 35H98V34H95ZM143 35H145V33L143 34ZM152 35H151V37H152ZM155 35V34H154ZM173 35V34H172ZM32 36V35H31ZM30 36V37H31ZM42 36H44V35H42ZM46 36V35H45ZM56 37L55 39H54V37ZM68 38H71V37H69L70 36V34L69 35H66V33H65V31H63V30H60V28H59V30H56V33H55V31H54V34L51 36V38L53 37V40H54V42H53V40H52V44H51V46H50V48H49V56H48V58H47V61H46V64H45V68H44V76L43 77H41L42 78V80H43V82L45 81V83L46 84H48V86L49 87H51V89H49L50 91L53 89V92L58 96V100L59 99H61V100H64V99H67V98H69V95H70V92H71V90H73V88L71 89V86H73V87H76V85L74 86V84H72V82L74 81H72L71 82V78L73 77H71V75H73V72H75V71H73V62H72V57H71V47L73 46L70 42H73V39H72V41H69V40H71V39H67V37ZM80 36V35H79ZM79 36H77L78 38H80ZM88 36V35H87ZM86 36V37H87ZM107 36V37H108ZM221 36H223V35H221ZM33 37V36H32ZM47 37H50V35L48 36L47 35ZM74 37V36H73ZM83 37H85V35L83 36ZM99 37V36H98ZM104 37V36H103ZM147 37V38H146ZM163 37V36H162ZM177 37V36H176ZM186 37V36H185ZM36 38V37H35ZM44 39H47V38H45V37H43ZM77 38V39H78ZM82 38V37H81ZM80 38V40H82ZM146 38V39H145ZM153 38V37H152ZM155 38V37H154ZM159 38V37H158ZM171 38V37H170ZM169 38V39H170ZM201 38V37H200ZM199 38V39H200ZM207 38V37H206ZM9 39V38H8ZM87 39V41L89 42L90 40H88V38H86ZM92 39V38H91ZM168 39V38H167ZM172 39V38H171ZM180 39V38H179ZM32 40V39H31ZM79 40V41H80ZM94 40V39H93ZM111 40V39H110ZM109 40V41H110ZM146 40H147V42H149V44H147V42H146ZM204 40V39H203ZM47 41V40H46ZM48 41H49V39H48ZM77 41V40H76ZM79 41H77V43L79 42ZM83 41H85V42H87L85 39H83ZM116 41H117V43H116ZM136 41H138L139 42V45H141L140 47H142V49H140L139 50V45H138V47H136V44H135V42ZM182 41V40H181ZM187 41V40H186ZM188 41H189V38H188ZM192 41V40H191ZM44 42V41H43ZM91 43L93 42V41H90ZM89 42V43H90ZM166 42H167V40H166ZM169 42V41H168ZM167 42V43H168ZM173 41L171 40V43L170 44H174V42L172 43ZM184 42V41H183ZM1 43V42H0ZM41 43V42H40ZM47 43V42H46ZM51 43V42H50ZM74 43V42H73ZM80 43H83V42H80ZM80 43H78V44H80ZM95 43V42H94ZM97 43V42H96ZM186 43V42H185ZM188 44H189V42H187ZM30 44V43H29ZM93 44V43H92ZM99 44V43H98ZM182 43H180V45H181ZM191 44H193V43H191ZM196 44V43H195ZM197 44H199L198 43V41H197ZM212 44V43H211ZM31 45V44H30ZM50 45V44H49ZM72 45V46H71ZM77 45V44H76ZM106 45V44H105ZM135 45V46H134ZM165 45V44H164ZM163 45V46H164ZM168 45V44H167ZM176 45H178V43L176 44ZM190 45V44H189ZM189 45H188V47L186 46V44H184V47L186 46L187 48H188V50L190 49L189 48ZM226 45V46H227ZM78 46H80V45H78ZM85 46H86V44H85ZM94 46H95V44H94ZM93 46V47H94ZM97 46V45H96ZM96 46H95V49H96ZM108 46V45H107ZM116 46V47H115ZM156 46V45H155ZM171 46V45H170ZM198 46V45H197ZM200 46V45H199ZM232 46V45H231ZM230 46V47H231ZM234 46V45H233ZM232 46V47H233ZM238 46V47H239ZM136 47V48H135ZM149 47V49H150V46H148ZM172 47H174V45L172 46ZM177 48H179V51H180V47L181 46H176ZM182 47H183V44H182ZM191 47V46H190ZM195 47V46H194ZM201 47V46H200ZM204 47V46H203ZM220 47V46H219ZM218 47V48H219ZM221 47H223V46H221ZM229 47V46H228ZM227 47V48H228ZM231 47V48H232ZM252 47V46H251ZM48 48V47H47ZM78 48H80V47H78ZM86 48V47H85ZM100 48V47H99ZM158 48V47H157ZM165 48V47H164ZM223 48H225V47H223ZM253 48H255V47H253ZM14 49V48H13ZM72 49H73V47H72ZM82 49H83V46H82ZM87 49H90V48H88L87 47ZM159 49V48H158ZM161 49V48H160ZM168 49V48H167ZM170 49V48H169ZM172 49V48H171ZM174 50H175V47L173 48ZM201 49V48H200ZM237 49H239V48H237ZM76 50H77V48H76ZM84 50V49H83ZM146 50V51H145ZM151 50V49H150ZM152 50H154V48L152 49ZM166 50V49H165ZM185 50V49H184ZM255 50V49H254ZM253 50V51H254ZM259 50V49H258ZM79 51H81L80 49H79ZM90 51V50H89ZM92 51V50H91ZM111 51V50H110ZM155 51V50H154ZM153 51V52H154ZM156 51H159V50H156ZM155 51V52H156ZM172 51V50H171ZM177 51V50H176ZM190 51V50H189ZM260 51V50H259ZM82 53H83V51H81ZM85 52H86V49H85ZM84 52V55H86V57H87V54ZM87 52H88V50H87ZM150 52V51H149ZM154 52V53H155ZM164 52V51H163ZM169 52H170V50H169ZM175 52V51H174ZM186 52H187V50H186ZM185 52V53H186ZM197 52H199L198 50H197ZM196 52V53H197ZM206 52V51H205ZM244 52V51H243ZM248 52V51H247ZM251 52V51H250ZM250 52H249V54H250ZM35 53V52H34ZM73 53H74V50H73ZM72 53V54H73ZM82 53H80V56L81 55H83ZM89 54H90V52H88ZM99 53V52H98ZM97 53V54H98ZM152 53V52H151ZM151 53H150V56H151ZM157 53V52H156ZM159 53H161V51H159ZM158 53V54H159ZM168 53V52H167ZM183 53H184V51H183ZM192 53V52H191ZM96 54V55H97ZM173 54V53H172ZM175 54H177V53H175ZM188 54L190 55V53L188 52ZM248 54V53H247ZM248 54V55H249ZM257 54V53H256ZM256 54H253V56L255 55L256 56ZM258 54H260V55H262V56H264V53L263 52H259ZM1 55V54H0ZM83 55V56H84ZM92 55V54H91ZM109 55V54H108ZM111 55V54H110ZM117 55V54H116ZM160 55H164L163 53H161V54H159V56ZM185 55V54H184ZM192 55V54H191ZM190 55V56H191ZM197 55V54H196ZM201 55H203V54H201ZM221 55V54H220ZM247 55V56H248ZM251 55L252 54H250L249 56L251 57ZM259 55V56H260ZM33 56V55H32ZM89 56V55H88ZM99 56V55H98ZM98 56H96L97 58H98ZM145 55H141V57H144ZM154 56H156L157 57V59H159L158 58V55L157 54H155ZM154 56H151V58L152 57H154ZM188 56V55H187ZM189 56V57H190ZM193 56V55H192ZM76 57V56H75ZM85 57V58H86ZM96 57H95V59H96ZM100 57V56H99ZM146 57V56H145ZM164 57V56H163ZM188 57V58H189ZM194 57V56H193ZM198 57H200L199 55H198ZM209 57V56H208ZM246 57V56H245ZM249 57V58H250ZM36 58V57H35ZM34 58V59H35ZM84 58V57H83ZM82 58V59H83ZM88 58H92L91 56L90 57H87L86 59L88 60ZM101 58V57H100ZM148 58V57H147ZM177 58V57H176ZM182 58V57H181ZM183 58H184V56H183ZM195 58V57H194ZM207 58V57H206ZM248 58V57H247ZM253 58H255V57H253ZM257 58V57H256ZM259 58V57H258ZM139 59V58H138ZM137 59V60H138ZM143 59V58H142ZM154 59H156V58H154ZM153 59V60H154ZM168 59H169V57H168ZM186 59V58H185ZM190 59V58H189ZM238 59V58H237ZM251 59H252V57H251ZM78 60H79V58H78ZM85 60V59H84ZM83 60V61H84ZM116 60V59H115ZM126 60H128L127 62H126ZM150 60V59H149ZM167 60V59H166ZM192 60V59H191ZM264 60V59H263ZM82 61V62H83ZM92 61V60H91ZM96 61V64H98L97 63V59L95 60ZM101 61V60H100ZM103 61V60H102ZM107 61V60H106ZM117 61H118V59H117ZM134 61H136V63H134ZM141 61V60H140ZM152 61V60H151ZM170 61V60H169ZM177 61V60H176ZM182 61V60H181ZM196 64H201L202 63V61H205V58L203 59V57H201V58H197L196 60ZM207 61V60H206ZM209 61V60H208ZM247 61V60H246ZM257 61H258V59H257ZM75 62H76V60H75ZM85 62V61H84ZM89 62V60L87 61V63ZM104 62V61H103ZM108 62V61H107ZM153 62V61H152ZM156 62V61H155ZM160 62V61H159ZM167 62V61H166ZM165 62V63H166ZM180 62V61H179ZM33 63V62H32ZM39 63V62H38ZM78 63V62H77ZM110 63V62H109ZM115 63V62H114ZM118 63V62H117ZM120 63H121V61H120ZM164 63V64H165ZM174 63V62H173ZM204 63V62H203ZM206 63V62H205ZM253 63V62H252ZM257 63V62H256ZM35 64V63H34ZM88 64H90V63H88ZM96 64H95V68H97L96 67ZM139 64V65H138ZM157 64H158V62H157ZM161 64V63H160ZM87 65V64H86ZM166 65V64H165ZM250 65V64H249ZM2 66V65H1ZM23 66V65H22ZM39 66V65H38ZM82 66H83V64H82ZM89 66V65H88ZM87 66V67H88ZM92 66V65H91ZM99 66H100V64H99ZM98 66V67H99ZM116 66H117V64H116ZM151 66V65H150ZM188 66V65H187ZM194 66V65H193ZM102 67V66H101ZM119 67H117V70H118V68ZM201 67V66H200ZM254 67V66H253ZM35 68V67H34ZM37 68V67H36ZM79 68V67H78ZM81 68V67H80ZM84 68V67H83ZM89 68H90V66H89ZM121 68H120V71H121ZM125 68V69H124ZM144 68V67H143ZM194 68V67H193ZM195 68H197V67H195ZM88 69V68H87ZM142 69V68H141ZM22 70V69H21ZM79 70V69H78ZM92 71H93V69H91ZM91 70H90V72H91ZM192 70V69H191ZM260 70V69H259ZM2 71V70H1ZM96 71V70H95ZM95 71L93 72V73H95ZM98 71H100V69L98 70ZM193 71V70H192ZM39 72V71H38ZM41 72V71H40ZM199 72V71H198ZM262 72V71H261ZM88 73H89V71H88ZM92 73V72H91ZM99 73V72H98ZM97 73V74H98ZM124 73V72H123ZM123 73H121V74H123ZM126 73V72H125ZM124 73V74H125ZM0 74H2V72L0 73ZM4 74V73H3ZM39 74V76H42L41 75V73H38ZM83 74V73H82ZM86 74V73H85ZM85 74H83V75H85ZM101 74V73H100ZM113 74V73H112ZM15 75V74H14ZM75 75V74H74ZM78 74H76V77H78L77 76ZM83 75H82V77H83ZM92 75H94V74H92ZM95 75H96V73H95ZM94 75V76H95ZM23 76V75H22ZM38 76V75H37ZM100 76H102V75H100ZM2 77H4V76H1V78ZM75 77V78H76ZM85 77H86V75H85ZM91 77V76H90ZM99 77V76H98ZM23 78H24V76H23ZM84 78V77H83ZM83 78H81V80L83 79ZM87 78H89L88 77V75H87ZM95 78V77H94ZM102 78V77H101ZM104 78H106L105 76H104ZM6 79V78H5ZM4 79V80H5ZM18 79V78H17ZM90 79V78H89ZM7 80V79H6ZM79 80V79H78ZM80 80V82H82ZM88 80V79H87ZM86 80V81H87ZM93 80V79H92ZM102 80V79H101ZM31 81V80H30ZM33 82L35 81V80H32ZM76 81L77 80H75L73 83H76ZM89 81V80H88ZM104 81V80H103ZM6 81H4V83H5ZM94 82H96V81H94ZM101 82V81H100ZM16 83V82H15ZM78 83V82H77ZM83 83H85V82H83ZM103 83V82H102ZM101 83V84H102ZM106 83V82H105ZM23 84V83H22ZM34 84H35V82H34ZM98 84V83H97ZM100 84V83H99ZM100 84V85H101ZM1 85V84H0ZM220 85V84H219ZM33 86V85H32ZM45 86V85H44ZM82 86H85V84H83ZM103 86V85H102ZM29 87V86H28ZM34 87V86H33ZM36 87V86H35ZM46 87V86H45ZM44 87V88H45ZM48 87V88H49ZM80 88H82L81 87V83H80V86H79ZM78 87V88H79ZM24 88V87H23ZM43 88V89H44ZM94 88V87H93ZM99 88V87H98ZM221 88V87H220ZM236 88V87H235ZM12 89V88H11ZM25 89V88H24ZM35 89V88H34ZM42 89V90H43ZM76 89H77V87H76ZM239 89V88H238ZM237 89V90H238ZM49 90H48V92H49ZM75 90V89H74ZM73 90V91H74ZM79 90V89H78ZM81 90V89H80ZM79 90V91H80ZM12 91V90H11ZM18 91H19V89H18ZM21 91V90H20ZM45 91V90H44ZM47 91V90H46ZM77 91V90H76ZM39 92V91H38ZM78 92V91H77ZM77 92H75V94L77 93ZM37 93V92H36ZM40 93V92H39ZM44 93V92H43ZM51 93V92H50ZM72 93H74V92H72ZM80 93H82V92H80ZM18 94V93H17ZM31 95L30 96H32V94L33 93H30ZM45 94H46V92H45ZM48 94V93H47ZM52 94V93H51ZM74 94V95H75ZM50 95V94H49ZM79 95V94H78ZM11 96V95H10ZM17 96V95H16ZM35 96V95H34ZM34 96H32V97H30L31 98V100H32V98L34 97ZM36 96H37V94H36ZM42 96V95H41ZM72 96V95H71ZM70 96V97H71ZM22 97H23V95H22ZM38 97V96H37ZM37 97H35V98H37ZM51 95H50V99H51ZM54 97V96H53ZM73 97V96H72ZM71 97V100L73 99ZM75 97V96H74ZM80 97V96H79ZM79 97H77L76 96V98L75 99H79ZM42 98V97H41ZM45 98V100L47 101V98L46 97H43V99ZM1 99V98H0ZM6 100V99H5ZM17 100V99H16ZM19 100V99H18ZM33 100H35V99H33ZM45 100H43V102L45 101ZM53 100V99H52ZM69 100V99H68ZM68 100L66 101V102H68ZM74 100V99H73ZM187 100V99H186ZM195 100V99H194ZM1 101V100H0ZM20 101V100H19ZM75 101V100H74ZM78 101V100H77ZM37 102V101H36ZM42 102V101H41ZM49 102V101H48ZM51 102V101H50ZM49 102V103H50ZM20 103V102H19ZM22 103V102H21ZM33 103V102H32ZM45 103V102H44ZM60 103H61V101H60ZM65 103V102H64ZM69 103H72V102H69ZM74 103V102H73ZM46 104V103H45ZM57 104V103H56ZM48 105V104H47ZM71 105V104H70ZM75 105V104H74ZM92 108V107H91ZM109 108V107H108ZM94 109V108H93ZM105 110V109H104ZM94 112V111H93ZM110 112V111H109ZM1 113V112H0ZM241 113V112H240ZM49 114V113H48ZM115 114V113H114ZM127 115H128V110L127 109H125V108H122L115 116H110L111 118H109V119H104L105 121L103 122V124H102V122H101V124L104 126V125H106V124H108L110 121L111 122H113V123H115L116 125H118L119 127H126V123H125V121H126V117H127ZM50 116V115H49ZM146 116V115H145ZM144 115H143V117H145ZM76 117V116H75ZM53 118V117H52ZM55 119V118H54ZM144 119H146V118H144ZM76 120V119H75ZM79 120V119H78ZM72 121V120H71ZM69 122V121H68ZM257 123H260V122H258L257 121ZM70 124V123H69ZM91 124L88 122V121H77L76 120V122H74L73 124H71V126L70 127H68V128H63V129H61L60 131H59V133H58V136L56 137V138H50L49 139V142L51 143V145L53 146V148L55 149H53L54 151H56L55 153H57L58 154V156H60V154L61 153H63V152H69L68 154H67V156L70 154V155H72V156H76V153L74 152V148H71V147H75L74 145L72 146L71 145V147L70 146H68V142H69V140L70 139H72V140H74L75 141V143L79 146L78 148H83V149H85V150H92L93 149V153L91 154L92 156H90V157H88V159H89V161H90V163H91V165H93L92 167L93 168H95V171L97 172V173H99L100 175H103V176H105V177H107V178H112L113 177V174H112V171H115V169H113L112 170V165H115V168H118L119 170H120V172L122 173L124 170H126V169H128L129 167H130V161L128 162L127 160H126V158H124V159H122L121 157H122V155H123V153H124V150L126 149H120V148H115V147H113L112 146V144L110 145V146H112L113 148H111L112 150V153H113V157L114 158H116V162L115 163H110L109 161H108V159L107 160H105L106 158H104L103 156H104V153L98 148V147H96V145H95V142L93 141V138H92V136H91ZM264 127V126H263ZM235 130H237L236 132H237V135L235 136V134H234V136H233V138H230V139H226L225 141H224V144L223 145H225L224 147H226V150L225 149H223V150H225L223 153H221L222 154V156L223 157H221V162H220V164H223L222 162H226V165H228V168H229V165H230V167H236V168H238L239 169V167H238V164H236V162L234 163L233 161H230V159H229V157L231 158V157H233V159L235 160V158L234 157H237L238 159H239V162L241 161L243 164L245 163V166L248 164V166L247 167H249V168H251V166H254V167H256V169L258 170V172H260L259 170L261 169L262 171H263V174H264V129H262L261 130V127L259 126V125H256L255 126V128H252V129H246V127H241L240 129H238V128H236ZM215 132H216V130H214ZM211 133V132H210ZM153 135H155L154 133H153ZM214 135V134H213ZM109 137V136H108ZM168 137V136H167ZM100 138V137H99ZM103 138V137H102ZM107 137H105V139H106ZM109 139H111V138H109ZM107 140V139H106ZM149 140V139H148ZM164 140V139H163ZM218 140V139H217ZM103 141V140H102ZM116 141V140H115ZM129 141V140H128ZM150 141H152V140H150ZM219 141V140H218ZM218 141L217 142H215L214 141V143H216L215 145H218L217 143H218ZM71 142V141H70ZM106 142V141H105ZM109 144L110 143H112V140L109 142V141H107ZM137 142V141H136ZM163 142V141H162ZM175 142V141H174ZM220 143H221V141H219ZM238 142H244L245 144H244V146L240 149V147H241V145H242V143H241V145H240V147L239 148H237V144H238ZM99 143H100V140H99ZM152 143L154 144V142L152 141ZM173 143V142H172ZM211 143V142H210ZM213 143V142H212ZM211 143V144H212ZM214 143H213V145H214ZM219 143V144H220ZM72 144V143H71ZM75 144V145H76ZM104 144V143H103ZM106 144V143H105ZM151 144V143H150ZM174 144V143H173ZM183 144V143H182ZM113 145H114V142H113ZM149 145V144H148ZM148 145H147V147H148ZM154 145H156V144H154ZM159 145V144H158ZM168 145H170V144H168ZM181 145V144H180ZM190 145V144H189ZM28 146V145H27ZM31 146H33V145H31ZM30 146V147H31ZM107 146V145H106ZM109 146V147H110ZM137 146V145H136ZM136 146H134V145H131V148H128V149H130V150H132V153L133 154H135V156L137 155H140V153H142V150L141 149H139V147H136ZM157 146V145H156ZM30 147H26L27 149L28 148H30ZM36 147V146H35ZM128 147V146H127ZM151 147V146H150ZM154 147V146H153ZM182 147H183V145H182ZM218 147V146H217ZM216 147V148H217ZM223 147V148H224ZM70 148V149H69ZM75 148H77V147H75ZM156 148V147H155ZM169 148V147H168ZM215 148V149H216ZM31 149V148H30ZM34 149V148H33ZM127 149V150H128ZM143 149V148H142ZM170 149V148H169ZM184 149V148H183ZM200 149V148H199ZM214 149V148H213ZM212 149V150H213ZM220 149V148H219ZM69 150V151H68ZM141 150V151H140ZM145 150H146V148H145ZM23 151V150H22ZM25 152H28V150L26 151V149L24 150ZM126 151V150H125ZM144 151V150H143ZM25 152H24V154H25ZM32 152V151H31ZM182 152V151H181ZM195 152V151H194ZM205 152V151H204ZM218 152H220L219 150H218ZM38 153V152H37ZM54 153V154H55ZM183 153V152H182ZM202 153V152H201ZM216 154H212V156L213 155H217L218 153H217V151L215 152ZM19 154H21V153H19ZM26 154H28V153H26ZM25 154V155H26ZM34 154V153H33ZM148 154V153H147ZM193 154V153H192ZM220 154V155H221ZM39 155V154H38ZM56 155V154H55ZM54 155V156H55ZM183 155V154H182ZM220 155H218L219 157H220ZM62 156H63V154H62ZM200 156V155H199ZM203 156V155H202ZM207 156V155H206ZM209 156V155H208ZM207 156V157H208ZM39 157V156H38ZM42 157V156H41ZM61 157V156H60ZM66 157V156H65ZM77 157V156H76ZM151 157V156H150ZM207 157H204V159H203V163L205 162V164H206V162L207 161H210V159H208ZM210 157V156H209ZM23 158V157H22ZM26 158V157H25ZM30 158V157H29ZM79 158V157H78ZM114 158H113V160H114ZM165 158V157H164ZM34 159V158H33ZM44 159V158H43ZM59 159V158H58ZM63 159V158H62ZM70 159V158H69ZM72 159V158H71ZM73 159H74V157H73ZM79 159H81V158H79ZM87 159V160H88ZM111 159V158H110ZM135 159H137V157L135 158ZM197 159V158H196ZM201 159V158H200ZM199 159V160H200ZM20 160V159H19ZM55 160H56V158H55ZM60 160V159H59ZM86 160V159H85ZM86 160V161H87ZM112 159H111V161H113ZM198 160V159H197ZM213 160V159H212ZM23 161V160H22ZM61 161V160H60ZM65 161V160H64ZM84 161V160H83ZM88 161V162H89ZM167 161V160H166ZM219 161V160H218ZM228 161H230L231 162V164L229 163V164H227L228 163ZM20 162V161H19ZM24 162V161H23ZM57 162V161H56ZM66 162V161H65ZM87 162V163H88ZM150 162V161H149ZM152 162V161H151ZM216 162V161H215ZM246 162H247V164H246ZM253 163L251 166H249V163ZM42 163V162H41ZM40 163V164H41ZM90 163H88L89 165H90ZM169 163V162H168ZM3 164V163H2ZM19 164V163H18ZM34 164V163H33ZM62 164V163H61ZM78 164H79V162H78ZM136 164V167H135V170H133L134 171V173H131V172H128L129 174L131 173L134 177H137L138 178V180L140 181V182H143V183H145L146 182V185L149 183V185L150 184H152V185H154L155 187V190L153 191L152 190V193H151V195H153V196H151L150 195V193H149V196H150V198L152 199V197H157V198H155L156 200H158L159 202H161L162 203V201L164 202V203H166V205H170V207L173 209V212H174V215L172 214V213H165V214H163V216L161 217L160 216V218L162 219V221H164L165 222V224H167V226H168V228L169 229H171V231L168 229H166V228H164V226L161 224V220H159V217L157 216V215H155L152 211H151V209L149 210V209H147V208H143L142 206H135L136 204H134V202H132L131 200H129L128 198H126V196H124L125 198H121L120 199V202L122 203V204H124V209H121L120 208V210H116L115 209V207L113 206V202H112V204H109L110 206H111V208L110 209H108V210H111L109 213H108V211H107V213H105V212H103V211H101L99 208H98V206H97V204L95 203L96 202V200H95V202H93V196L91 197L90 196V192L87 194V193H84L83 192V190H82V195H80L79 196V200H78V202L77 203H79L78 205L79 206H77V207H75V208H73V209H70V208H67V209H64L63 210V208H61V207H59V208H61L62 210H59V209H55L56 207H54V209L55 210H51V213H50V215H49V212H48V215H49V219H50V221L52 220L51 218H53L54 219V223L55 224H57V225H60V226H62V227H65L64 228V230L66 229V228H68L67 230H72V231H77V230H85V232H86V230H89V231H91L92 233H93V236L95 235V236H97V237H93L92 235H90L91 233H89L88 234V236H87V234L86 233H84V232H80V234H77L78 236V238H77V241H78V243L80 244H82V243H85V245L84 246H88V245H90V247L91 246H102V245H104V240L106 239V237H108L109 236V234L110 233H114L115 231H118V233H120L121 231H122V229H121V227H124V229H125V227L127 228V230H125V231H130V229H133L134 231L136 230V238H138V240H144V241H147V242H145V244H148L147 246L149 247L150 246V251L152 252V249H151V246H153L152 248H159L160 250H161V252H163L162 250H165L166 252H164V254H166L167 253V255H169L171 258V261H169V262H167V263H163V261H162V263H152L151 262V264H203L202 262H201V260H203V262H205V261H207V264H241V261H239V258H236L235 257V249H237V248H235L234 249V243L233 242H230L231 244L230 245H232L233 246V248H230L229 247V249H226L225 251H222L221 252V255H220V257L218 256V257H216V258H214V259H210V260H208L205 256H204V254H203V249H202V251H200L201 250V245L200 244H192V245H190V247H187V243H186V238H185V236H182V234H181V231H180V226L178 225V222H177V218H181L179 215H181V214H189V215H191L192 217H196V220L198 221L199 219L200 220H203L204 219V221H206L205 219H206V217H207V213L208 214H210L209 213V210H212V213H215V212H213L215 209H217L216 211L217 212H219L218 213V215H216V213H215V215L216 216H219V217H221V215H219L220 213L223 215V217H222V220H221V223L218 225V223L214 226V228H212L213 229V231H214V229H215V233H214V235L215 236H220V233H222L223 235H224V233H227V232H230V234L231 235H233V237L236 239V242H238L237 241V238H240V236H241V232H239V230L238 229H240L241 228V226H240V224H238V222H240L241 223V225L243 226V227H251V228H249L248 230L249 231H247L248 233H249V235H251V238H253L254 236L255 237H258V234H257V232L259 233V230H258V228H257V226H256V224H255V221L258 219V215H261V213H258V212H260V210L258 211V212H255L254 211V206H259V204L260 203H263V202H260L258 205H254L253 204V206H251V208L253 207V209H248L249 207H241V204L238 202L240 199H241V195L240 194H244V193H246L247 191H249V192H251L250 190H249V188H248V184H250L251 182H259V181H257L258 179L259 180H262V178H260V176L258 177V175L259 174H256L254 177H247L245 174H240V172H238V171H236V172H238L239 174H236L235 176H233L234 175V173H233V175H231V176H229L230 174H232V173H230V172H228L230 169L232 170L233 168H230V169H228V171H220V172H216V171H214L215 172V174H214V172L213 173H207V174H204V172H202V171H198V172H201L200 174L198 173V175H196V176H198V177H193L194 179L192 180V182L190 183V182H187L186 181V179L184 180V182L182 181L181 182V180H183V179H181L180 181L178 180V178H177V176L176 177H174L173 179V182L172 183H170L168 186H167V183H166V186L165 185H163V184H161V183H157V182H154V183H152L151 181V179H150V176L148 175V173H146L143 169H142V164L138 161V162H136L135 163ZM219 163H218V165H220ZM196 165V164H195ZM202 165V164H201ZM237 165V166H236ZM20 166H22V165H20ZM69 165H67L66 167H68ZM132 166V165H131ZM221 166V165H220ZM224 166V165H223ZM6 167V166H5ZM253 167V168H254ZM7 168V167H6ZM22 168V167H21ZM37 168V167H36ZM39 168V167H38ZM61 168H62V166H61ZM70 168V167H69ZM75 168V167H74ZM196 168H197V166H196ZM199 168V167H198ZM201 168V167H200ZM68 169V168H67ZM167 169V168H166ZM220 169H221V167H220ZM255 169V170H256ZM9 170V169H8ZM7 170V171H8ZM63 170H64V168H63ZM76 170V169H75ZM117 170V169H116ZM130 170V169H129ZM165 170V169H164ZM173 170V169H172ZM240 170V169H239ZM248 170V169H247ZM247 170H246V172H247ZM250 170V169H249ZM253 170V169H252ZM3 171V170H2ZM6 171V173H8ZM36 171V170H35ZM71 171V170H70ZM81 171V170H80ZM118 171V170H117ZM244 171H245V168H244ZM68 172V171H67ZM119 172V173H120ZM165 172V171H164ZM170 172V171H169ZM234 172V171H233ZM235 172V173H236ZM257 172V173H258ZM115 173H116V171H115ZM127 173V172H126ZM173 173V172H172ZM206 173V172H205ZM244 173V172H243ZM254 173H256V171L254 172ZM73 174V173H72ZM196 174H197V170H196ZM260 174H261V172H260ZM7 175V174H6ZM5 175V176H6ZM76 175V174H75ZM151 175V174H150ZM168 175V174H167ZM173 175V174H172ZM180 175H182V174H180ZM254 175V174H253ZM64 176V175H63ZM67 176H70V175H67ZM77 176H78V174H77ZM123 176H124V174H123ZM183 176V175H182ZM89 177V176H88ZM116 177H117V175H116ZM169 177V176H168ZM211 177V179L212 178H214V179H212V180H214L213 182H217L216 184H209V178ZM216 177H218V178H216ZM263 177H264V175H263ZM58 178V177H57ZM153 178V177H152ZM64 179V178H63ZM68 179V178H67ZM66 179V180H67ZM70 179L71 178H69L68 179V182L70 181ZM79 179V178H78ZM89 179V178H88ZM114 179V178H113ZM125 179H127V178H125ZM124 179V180H125ZM134 179V178H133ZM151 181H150V180ZM156 179V178H155ZM62 180V179H61ZM117 180V179H116ZM190 179H188V181H189ZM249 180L251 181L250 183H249ZM264 180V179H263ZM65 181V180H64ZM128 181V180H127ZM154 181V180H153ZM158 181V180H157ZM160 181V180H159ZM162 181H163V179H162ZM161 181V182H162ZM169 181V180H168ZM171 181V180H170ZM227 181H235L236 183L237 182H239L241 185H242V188H240V191H243V192H241V193H238V189H234V190H232L231 188H232V186H229V182H227ZM245 181V182H244ZM62 182V181H61ZM73 182V181H72ZM123 181L121 180V181H118V182H116V186H115V189L116 190H118V189H122L123 190ZM132 183V182H131ZM224 183H229V184H224ZM236 183H234V184H236ZM262 183V182H261ZM62 184V183H61ZM61 184H60V187H61ZM66 184V182H64V184L63 185H65ZM68 184V183H67ZM72 184V183H71ZM142 184V183H141ZM221 184H224V185H221ZM239 184V185H240ZM75 185V184H74ZM133 185V184H132ZM131 185V186H132ZM52 186V185H51ZM66 186V185H65ZM70 186V185H69ZM113 186V187H114ZM125 186V185H124ZM235 186V185H234ZM233 186V187H234ZM67 187V186H66ZM76 187V186H75ZM150 187V186H149ZM153 187V186H152ZM231 187V188H230ZM236 188V187H235ZM252 188H255V187H253L252 186ZM251 188V189H252ZM60 189V188H59ZM59 189H58V191H59ZM66 189V188H65ZM68 190H71L70 189V187L69 188H67ZM111 189V188H110ZM114 189V188H113ZM74 190H75V188H74ZM115 190V192H117ZM142 190V189H141ZM144 190V189H143ZM142 190V191H143ZM255 190V189H254ZM254 190H252V191H254ZM119 191V190H118ZM141 191V192H142ZM166 191H171V193H173L174 194V196L176 197L175 199H177L176 201H173V199H171V197H174L172 194V196L170 197L168 194H166ZM237 191V192H236ZM56 192V191H55ZM72 192H74V191H72ZM81 192V191H80ZM86 192H88L87 190H86ZM113 192H114V190H113ZM112 192V193H113ZM114 192V193H115ZM122 192V191H121ZM146 192V191H145ZM144 192V193H145ZM257 192V191H256ZM75 193H76V191H75ZM113 193V194H114ZM258 193V192H257ZM76 194H78V193H76ZM76 194H74V195H76ZM112 194V195H113ZM169 194H170V192H169ZM59 195V194H58ZM62 195V194H61ZM119 195V194H118ZM128 195V194H127ZM138 195H140V194H138ZM148 195V194H147ZM256 195V194H255ZM122 196H123V194H122ZM71 197V196H70ZM76 197H77V195H76ZM138 197V196H137ZM63 198V197H62ZM66 198V197H65ZM117 198V197H116ZM130 198V197H129ZM96 199V198H95ZM102 199V198H101ZM106 199V198H105ZM134 199V198H133ZM261 200H263L262 198H260ZM260 199H256L257 201H259ZM42 200V199H41ZM64 200V199H63ZM43 201V200H42ZM73 201L75 202V199H73ZM136 201V200H135ZM257 201H255L254 200V202H257ZM106 202V201H105ZM104 202V203H105ZM40 203L41 202H38V201H36V202H34V205L35 206H37V207H39L38 205H40ZM44 203H45V201H44ZM58 203V202H57ZM103 203V204H104ZM106 203H108V202H106ZM106 203H105V205H106ZM137 203V202H136ZM171 203V204H170ZM237 203H239V205L237 204ZM43 204V203H42ZM49 204V203H48ZM121 204V206L123 207V205ZM257 204V203H256ZM44 205L45 204H43L42 206L44 207ZM50 205V204H49ZM49 205H48V207H49ZM108 205V204H107ZM106 205V206H107ZM252 205V204H251ZM263 205V204H262ZM35 206H33V207H35ZM72 206V205H71ZM41 207V206H40ZM46 207V206H45ZM102 207V206H101ZM257 207H255V208H257ZM262 207V206H261ZM260 206L258 207V208H260V209H262ZM32 208V207H31ZM65 208V207H64ZM106 208V207H105ZM108 208V207H107ZM258 208L256 209V210H258ZM264 208V207H263ZM22 209V208H21ZM20 209V207H16V209H15V211H21L22 212V210ZM35 209V208H34ZM118 209H119V207H118ZM214 209V210H213ZM242 209H244V210H242ZM246 209H248L247 210V212L246 213H244V211L246 210ZM48 210V209H47ZM107 210V209H106ZM264 210V209H263ZM44 211H46V210H44ZM262 211V210H261ZM4 213V212H3ZM17 213H20V212H17ZM24 213V212H23ZM42 213V212H41ZM45 213V212H44ZM248 213L250 214V215H248ZM231 214V215H230ZM263 214V213H262ZM5 215V214H4ZM211 215V214H210ZM233 215V218L231 217L230 218V216H232ZM2 216V215H1ZM211 218L210 219H213L212 218V216H210ZM44 218V217H43ZM183 218V217H182ZM186 218V217H185ZM191 218V217H190ZM260 218V217H259ZM189 219V218H188ZM219 219V218H218ZM217 219V220H218ZM235 219H238V221H237V223H235L234 225H231L230 223V221H235ZM43 221H44V219H42ZM190 220V219H189ZM193 220H195V218L193 219ZM192 219H191V221H193ZM220 220V219H219ZM218 220V221H219ZM46 221V220H45ZM53 221V220H52ZM211 221V220H210ZM9 222V221H8ZM28 222V221H27ZM118 222H120V223H118ZM180 222V221H179ZM194 222V221H193ZM196 222V221H195ZM195 222L193 223L194 224V227H195ZM209 222V221H208ZM207 222V223H208ZM236 222V221H235ZM19 223V222H18ZM25 223V222H24ZM49 223V222H48ZM51 223V222H50ZM163 223V222H162ZM198 223H199V221H198ZM206 223V224H207ZM20 224H21V222H20ZM28 224H30V223H28ZM36 224H38V223H36ZM55 224H53V226H55ZM200 224V223H199ZM198 224V225H199ZM205 224V225H206ZM16 225V224H15ZM15 225H13V228H11V227H9V228H7V229H3L4 231L2 232V233H0V242L2 241V240H4L3 239V237L5 238V237H8V239H9V237H15V238H20V239H22V240H28V239H30L29 237L30 236H32V234L34 233V231H35V228L33 227V226H35V225H33V226H30V225H28V226H26L25 228H21V226H20V228L19 227H14ZM51 225H52V223H51ZM183 225V224H182ZM197 225V226H198ZM237 225H238V227L240 226V228H237ZM5 226V225H4ZM196 226V227H197ZM202 225H200V229L202 228L201 227ZM213 226V225H212ZM211 226V227H212ZM49 227V226H48ZM56 227V226H55ZM62 227H60V228H62ZM133 227V228H132ZM166 227V226H165ZM242 227V228H243ZM56 228H58V227H56ZM56 228H54V229H56ZM129 228V229H128ZM210 228V226H207V229L208 230H210L209 229ZM43 229V228H42ZM193 229H195V228H193ZM199 229V228H198ZM197 229V230H198ZM204 229H205V227H204ZM206 229V230H207ZM237 229V230H236ZM182 230V229H181ZM197 230H195V231H197ZM207 230V232L205 231L204 232V234H208V235H210V238L211 237H213L212 236V234L213 233H209V231ZM48 231H50L49 232V235H51V237L53 236L54 238H53V240L54 241H58V243H60L61 245H64V246H67L66 244L67 243H69L70 241H68V240H63L62 238H61V235H59V234H57V232L56 233H54V231H56V230H54V231H51V228H49V230ZM58 231V230H57ZM63 231V230H62ZM114 231V232H113ZM189 231V230H188ZM212 231V230H211ZM262 231V230H261ZM39 232V231H38ZM60 232V231H59ZM67 232V231H66ZM69 233L71 232V231H68ZM184 232H186V231H184ZM191 232L193 233L194 232V230H190V235H191ZM199 232H201L200 230H199ZM244 232V231H243ZM78 233V232H77ZM88 233V232H87ZM117 232H116V234H118ZM122 233V232H121ZM126 233H130V232H126ZM202 233V232H201ZM262 233H263V231H262ZM71 234H73V233H71ZM123 234V233H122ZM188 234V233H187ZM229 234V233H228ZM245 234V233H244ZM244 234H242V239L240 238V240L244 243V244H246L247 242H248V238H250V237H248V236H245ZM34 235V234H33ZM89 235H90V237H89ZM108 235V236H107ZM120 235V234H119ZM124 235H126V234H124ZM129 235V234H128ZM125 236V239L124 240H126V239H128V237L130 236ZM186 235V234H185ZM190 235H188V236H190ZM193 235V234H192ZM243 235L245 236L244 238H243ZM262 235V234H261ZM63 236V235H62ZM65 236V235H64ZM67 236V235H66ZM188 236H186L187 237V239L189 238ZM194 236V235H193ZM214 236V237H215ZM218 236V237H219ZM225 236H226V234H225ZM48 237V236H47ZM74 237V234H73V236H71V237H69L68 236V238H70V239H72ZM112 237V236H111ZM114 237H116V236H114ZM127 237V238H126ZM134 237V236H133ZM132 237V238H133ZM190 237H192V236H190ZM198 237V236H197ZM218 237H217V239H218ZM229 237H230V235H229ZM233 237H232V239H233ZM264 237V236H263ZM14 238V239H15ZM28 238V239H27ZM65 238H67V237H65ZM67 238V239H68ZM74 238H76V236L74 237ZM109 238V237H108ZM117 238H118V236H117ZM132 238H131V240H132ZM135 238V237H134ZM134 238H133V240H134ZM135 238V239H136ZM203 238V237H202ZM206 238V237H205ZM204 238V239H205ZM208 238V237H207ZM210 238H208V239H210ZM216 238V237H215ZM223 238V237H222ZM226 238V237H225ZM224 238V239H225ZM49 239H50V236H49ZM69 239V240H70ZM110 239H112V238H110ZM119 239V238H118ZM213 239V238H212ZM220 239H221V237H220ZM227 239V238H226ZM256 239V238H255ZM260 239V238H259ZM6 240V239H5ZM25 240V241H26ZM109 240V239H108ZM120 240V239H119ZM122 240V239H121ZM124 240H122V242H120L119 243V245L118 246H116V245H112L113 246V248H111L110 250H111V252H110V256H108V257H117V258H119V261H121L120 259H124V260H126L128 257H131V256H136L135 254V248L137 249V248H141V249H144V248H146V246H145V244H144V241L143 242H137V243H130L129 241H124ZM129 240V239H128ZM137 240V241H138ZM188 240H191V239H188ZM222 240V239H221ZM239 240V239H238ZM52 241V240H51ZM73 241V240H72ZM76 241V240H75ZM112 241V240H111ZM113 241H114V239H113ZM208 241V240H207ZM214 241H216L215 239H214ZM225 241V240H224ZM223 241V242H224ZM227 241V240H226ZM232 241V240H231ZM234 241V240H233ZM241 241H240V243H241ZM249 241H251V239H249ZM13 242V241H12ZM27 242L28 241H26V242H24V243H26L27 244ZM50 242V241H49ZM98 242H102V244H99ZM109 242V241H108ZM204 242V241H203ZM206 242V241H205ZM210 242V241H209ZM221 242V241H220ZM2 243V242H1ZM16 243V242H15ZM51 243V242H50ZM54 243V242H53ZM52 243V244H53ZM77 243V242H76ZM112 243V242H111ZM192 243H197V242H193L192 241ZM199 243H200V241H199ZM219 243V242H218ZM222 243V242H221ZM227 243V242H226ZM21 244V243H20ZM19 244V245H20ZM33 244V243H32ZM57 244V243H56ZM55 244V245H56ZM60 244H59V247H60ZM71 244V243H70ZM74 244V243H73ZM225 244V243H224ZM237 244H239V243H237ZM237 244H236V246H237ZM243 244V245H244ZM252 244V243H251ZM37 245V244H36ZM76 245V244H75ZM189 245V244H188ZM208 245V244H207ZM219 245V244H218ZM227 245H229L228 243H227ZM227 245H225L226 247H227ZM253 245V244H252ZM69 246V245H68ZM98 246V247H99ZM108 246V245H107ZM203 246V245H202ZM213 246H214V244H213ZM220 246H221V244H220ZM223 246V245H222ZM221 246V248H223ZM13 247V246H12ZM20 247H21V245H20ZM32 247V246H31ZM109 247V246H108ZM208 247V246H207ZM206 247V248H207ZM216 247V246H215ZM214 247V248H215ZM219 247V246H218ZM238 247V246H237ZM244 247V246H243ZM246 247V246H245ZM245 247H244V249H245ZM252 247V246H251ZM95 248V247H94ZM93 248V249H94ZM105 248V247H104ZM225 248V247H224ZM223 248V249H224ZM228 248V247H227ZM250 248V247H249ZM10 249V248H9ZM23 249V251L21 252V250H20V252H21V254H20V256H18V257H16L15 259H13V260H11L12 261V264H41V263H43L44 261L46 262V261H48L49 263H54V264H74V262L72 261V263H71V258L69 259L67 256L65 257V256H63V255H57V254H55V253H53L52 251L50 252L49 250H47V251H43L42 249L40 250V249H38L37 250V248L35 247V249H32V248H26V247H24V248H22ZM48 249V248H47ZM71 249V248H70ZM96 249H98V248H96ZM106 249V248H105ZM149 249V248H148ZM205 249V248H204ZM240 249V248H239ZM243 249V248H242ZM252 249V248H251ZM18 250V249H17ZM51 250V249H50ZM53 250V249H52ZM81 250V249H80ZM146 250V249H145ZM158 250V249H157ZM156 249L154 250V252L153 253H151V252H149V253H151V255L152 254H154V255H159L160 254V250L159 251H157ZM206 250H208V249H206ZM220 250V249H219ZM264 250V249H263ZM10 251V250H9ZM210 250H208L207 252H206V254H208V252H209ZM238 251V250H237ZM240 251V250H239ZM251 251V250H250ZM250 251H245L246 252V254L248 255V258L249 257H251V258H259V259H264V253L263 252H261L260 253V251L259 250H255V248H254V252L255 251H257V252H259L258 254L256 253V254H253L252 253V255H250ZM92 252V251H91ZM192 252V253H191ZM204 252H205V250H204ZM8 253V252H7ZM86 253H87V255L88 256H86V254L85 253H83L82 254V256L83 257H85V258H88V259H90L89 261H91V259H95V258H92V256H96V255H98V253L95 251V253H93L92 252V254H89L87 251H86ZM97 253V254H96ZM102 253V252H101ZM105 253H107V250H106V252ZM202 253V254H201ZM103 254V253H102ZM139 254V253H138ZM212 254V253H211ZM217 254H219V253H217ZM217 254H216V256H217ZM81 255V254H80ZM108 255V254H107ZM106 255V256H107ZM153 255V256H154ZM163 255V254H162ZM161 255V256H162ZM209 255V254H208ZM245 254H243V256H244ZM247 255H246V257H247ZM250 255V256H249ZM105 256V255H104ZM163 256H165V255H163ZM241 256V255H240ZM127 257V258H126ZM157 257H159V256H157ZM126 258V259H125ZM132 258V257H131ZM135 258V257H134ZM138 258V257H137ZM162 258V257H161ZM160 258V259H161ZM166 258V257H165ZM241 258V257H240ZM248 258H246V259H248ZM206 259V260H205ZM242 259V258H241ZM240 259V260H241ZM243 259H245V258H243ZM245 259V260H246ZM124 260H122V261H124ZM166 260V259H165ZM205 260V261H204ZM253 260V259H252ZM87 260H85V262H86ZM94 261V260H93ZM127 261V260H126ZM129 261V260H128ZM167 261V260H166ZM244 261V260H243ZM242 261V262H243ZM259 261V260H258ZM92 262V261H91ZM95 262V261H94ZM97 262V261H96ZM102 262V261H101ZM105 262V261H104ZM104 262H103V264H104ZM148 262H149V260H148ZM155 262H157V260L155 261ZM246 262V261H245ZM244 262V263H245ZM247 262H249L248 260H247ZM84 263V262H83ZM93 263V262H92ZM98 263H99V261H98ZM97 263V264H98ZM106 263V262H105ZM107 263H108V261H107ZM131 263V262H130ZM129 263V264H130ZM135 263V262H134ZM88 264V263H87ZM89 264H90V262H89ZM95 264V263H94ZM99 264H101V263H99ZM120 264V263H119ZM150 264V263H149ZM204 264H206V263H204ZM252 264V263H251ZM264 264V263H263Z\"/></svg>",
	"mask_w": 264,
	"mask_h": 264
}]
</instances>
